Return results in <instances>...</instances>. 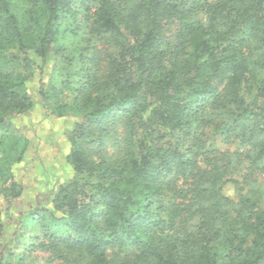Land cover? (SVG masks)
<instances>
[{
	"label": "trees",
	"instance_id": "obj_1",
	"mask_svg": "<svg viewBox=\"0 0 264 264\" xmlns=\"http://www.w3.org/2000/svg\"><path fill=\"white\" fill-rule=\"evenodd\" d=\"M35 77L72 177L0 220V264H264V0H0V218Z\"/></svg>",
	"mask_w": 264,
	"mask_h": 264
},
{
	"label": "rangeland",
	"instance_id": "obj_2",
	"mask_svg": "<svg viewBox=\"0 0 264 264\" xmlns=\"http://www.w3.org/2000/svg\"><path fill=\"white\" fill-rule=\"evenodd\" d=\"M171 26L167 34L174 30ZM51 67L46 66L42 80L48 83ZM39 78L35 77L27 84L29 96L33 102L32 109L24 115L12 120L14 126H18L29 139V147L22 162L14 167V174L18 183L23 186V194L20 198L11 202L9 219L1 216L7 224L5 236L10 238L13 221L16 220V212L29 207L33 202L49 195L58 182H67L72 177V167L68 160L69 143L68 133L72 125L71 118H58L44 114L38 93ZM232 195V190L229 191ZM15 243L12 244V249ZM27 245L20 241L14 251L22 252ZM48 253L31 249L28 263L31 264H64L62 261L48 260Z\"/></svg>",
	"mask_w": 264,
	"mask_h": 264
}]
</instances>
